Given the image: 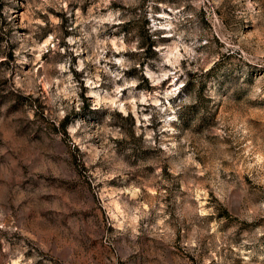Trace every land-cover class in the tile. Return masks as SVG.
Returning <instances> with one entry per match:
<instances>
[{"label":"rangeland","instance_id":"374dc122","mask_svg":"<svg viewBox=\"0 0 264 264\" xmlns=\"http://www.w3.org/2000/svg\"><path fill=\"white\" fill-rule=\"evenodd\" d=\"M0 264H264V0H0Z\"/></svg>","mask_w":264,"mask_h":264}]
</instances>
